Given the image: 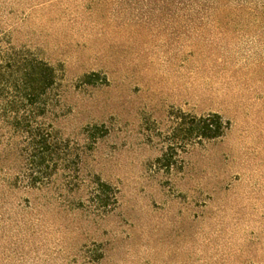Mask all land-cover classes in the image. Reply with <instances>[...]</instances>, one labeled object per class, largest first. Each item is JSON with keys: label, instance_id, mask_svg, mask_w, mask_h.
Returning <instances> with one entry per match:
<instances>
[{"label": "rangeland", "instance_id": "obj_1", "mask_svg": "<svg viewBox=\"0 0 264 264\" xmlns=\"http://www.w3.org/2000/svg\"><path fill=\"white\" fill-rule=\"evenodd\" d=\"M171 1L0 0V34L60 71L54 128L80 158L78 188L25 190L0 144V264H264V23ZM180 114L229 129L183 148Z\"/></svg>", "mask_w": 264, "mask_h": 264}, {"label": "trees", "instance_id": "obj_2", "mask_svg": "<svg viewBox=\"0 0 264 264\" xmlns=\"http://www.w3.org/2000/svg\"><path fill=\"white\" fill-rule=\"evenodd\" d=\"M194 2L195 23L234 20L264 23V0H186L183 9ZM61 81L59 70L26 48L14 47L8 33L0 34V144L14 152L17 170L14 179L25 190L48 188L57 176L63 179L65 187H79V155L54 128ZM178 120L175 137L183 148L221 139L229 129V122L217 114L202 117L180 114ZM163 162L166 163V155L157 161ZM162 166L169 171L168 164ZM92 185L91 202L96 210L100 214L112 211L116 192L97 177Z\"/></svg>", "mask_w": 264, "mask_h": 264}]
</instances>
